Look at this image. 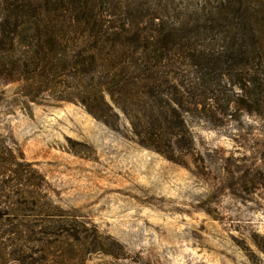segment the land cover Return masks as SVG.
I'll use <instances>...</instances> for the list:
<instances>
[{"label":"rangeland","instance_id":"1","mask_svg":"<svg viewBox=\"0 0 264 264\" xmlns=\"http://www.w3.org/2000/svg\"><path fill=\"white\" fill-rule=\"evenodd\" d=\"M119 114L0 81V140L37 171L1 177L0 264H264V118L185 113L194 149L176 162Z\"/></svg>","mask_w":264,"mask_h":264},{"label":"trees","instance_id":"2","mask_svg":"<svg viewBox=\"0 0 264 264\" xmlns=\"http://www.w3.org/2000/svg\"><path fill=\"white\" fill-rule=\"evenodd\" d=\"M125 1L0 0V81L112 127L121 111L141 145L176 162L194 149L185 113L264 118V0ZM22 158L0 140V182L37 172Z\"/></svg>","mask_w":264,"mask_h":264}]
</instances>
